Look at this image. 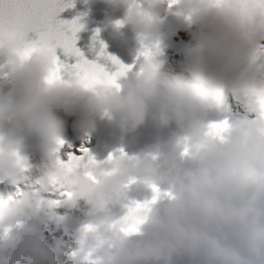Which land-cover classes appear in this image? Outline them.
Here are the masks:
<instances>
[{
	"label": "clouds",
	"instance_id": "clouds-1",
	"mask_svg": "<svg viewBox=\"0 0 264 264\" xmlns=\"http://www.w3.org/2000/svg\"><path fill=\"white\" fill-rule=\"evenodd\" d=\"M100 2L107 11L93 41L104 49L101 33L116 38L126 29L135 45L136 61L118 87L87 84L66 69L56 78L57 49L41 45L25 55L24 34L0 35V184L16 188L35 170V183L59 194L0 200V264H264V4ZM169 17L190 37L178 71L162 58ZM226 93L247 114L209 120L212 110L227 111ZM68 118L85 141L105 119L122 135L146 120L173 130L135 152L121 141L102 160L88 151L62 158ZM133 186L151 199L126 201ZM80 202L87 211L63 252L44 231L63 219L57 208Z\"/></svg>",
	"mask_w": 264,
	"mask_h": 264
},
{
	"label": "snow or ice",
	"instance_id": "snow-or-ice-1",
	"mask_svg": "<svg viewBox=\"0 0 264 264\" xmlns=\"http://www.w3.org/2000/svg\"><path fill=\"white\" fill-rule=\"evenodd\" d=\"M258 2L264 4V0ZM71 6V0L66 5L61 4L59 0H0V35L24 34L27 39L29 33L35 34V39L28 44L25 55L38 46L46 45L50 49H62L65 55L79 58L71 67L54 58V64L58 65L53 73L56 78L61 69H66L78 73L87 84L102 83L106 86L118 87L117 80L129 70V67L120 64L114 57H107L117 69L109 74L103 67L88 62L75 47L77 33L81 31L82 25L77 19L57 21L56 17L59 13ZM80 151L86 153L88 150L81 148ZM155 191L153 189V192Z\"/></svg>",
	"mask_w": 264,
	"mask_h": 264
},
{
	"label": "bare ground",
	"instance_id": "bare-ground-1",
	"mask_svg": "<svg viewBox=\"0 0 264 264\" xmlns=\"http://www.w3.org/2000/svg\"><path fill=\"white\" fill-rule=\"evenodd\" d=\"M58 198H59V194L54 192V200H56ZM81 207H83L84 209H87L86 206L84 205V203L80 202L75 209L67 211L63 208H57L56 212H57V215L59 217H62V218L64 217L65 213H72L75 215H81L82 214ZM62 220H60L59 222L64 224V222ZM56 223H58V222H56ZM56 223H52V224L48 225V227L44 231V236L49 243H52L55 240H60L62 242V244L64 245L62 251L67 252L70 250V248L72 246V241L70 240L69 234H67L68 232L66 233V231L63 228H57V229L54 228ZM65 259H66V257L64 255L60 256L61 262H63Z\"/></svg>",
	"mask_w": 264,
	"mask_h": 264
}]
</instances>
